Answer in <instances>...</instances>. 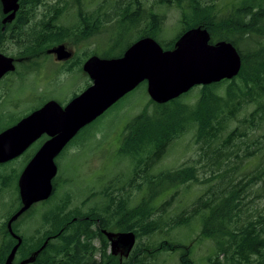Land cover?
<instances>
[{
  "label": "trees",
  "instance_id": "1",
  "mask_svg": "<svg viewBox=\"0 0 264 264\" xmlns=\"http://www.w3.org/2000/svg\"><path fill=\"white\" fill-rule=\"evenodd\" d=\"M95 3L97 6L92 9L91 0H57L52 4L45 0H20L15 19L3 24L5 14L0 1V51L7 53L5 46L10 42L18 49L11 54L17 63L21 58L37 59L35 56L41 54L49 59L46 50L52 46L66 42L79 44L103 35L104 47L92 54L113 57L121 56L133 42L146 36L155 38L164 49H172L183 32L202 26L209 30L212 43L227 40L234 44L242 57V67L232 79L195 86L167 103L158 104L150 99L153 109H143L126 123L118 146L120 155L133 162V173L142 176L144 183H138L135 188L140 192L147 187L144 196L131 205L130 195L123 194L122 188L106 177L104 181L101 179L99 190L91 189L84 207L71 206V197L65 193L54 208L44 211L41 224L35 226H39L37 231L33 233L34 228L26 234L31 241L54 235L28 264H154L164 254L174 253H180L179 264H194L192 248L177 235L182 229L194 228L195 223L200 226L201 237L212 243L213 253L205 264H264V210L251 209V200L245 201L251 195V184L258 180L263 184L254 191L255 197L264 196V0H95ZM40 5L45 6L43 17L38 16ZM165 7L179 13V33L172 39L163 36ZM67 15L68 19L73 16L71 21L64 20ZM89 54L85 52L83 56ZM83 56L78 52L79 70ZM38 69L37 63H33L11 73L17 79L6 83L4 94H0V131L45 101L42 95L41 102L24 114L16 109L28 101L18 91L19 82ZM143 84L147 82L140 85ZM192 91L197 93L191 96ZM112 107L79 133L97 124ZM187 132H193L202 153L208 152L216 167L211 170L213 174L208 178L199 175V170H207L201 159L176 168L156 169L154 173L152 168L169 146ZM76 138L66 148L71 144L78 146ZM243 146L245 158L258 160L246 180L236 177L241 163L231 165L226 161L232 155L238 157L239 151L235 149ZM252 146L255 147L251 149ZM23 164L18 159L0 163V197L6 192L12 196L10 201L5 197L10 207L13 193H17L7 215L22 206L18 185L13 188L12 182L16 165ZM19 176L20 173L16 182ZM59 178L54 180L52 195L42 203L56 195L61 182L66 183L67 180ZM215 179L219 181L212 183ZM189 183H207L208 188L183 208L177 205L181 211L171 215L178 192L175 189L168 195L171 188ZM157 197L160 201L155 205ZM96 218L100 227L107 230L135 232L136 244L128 256L119 258L112 253L106 234L92 226ZM159 234L164 237L142 241L144 236L153 238ZM25 248L33 255L41 247ZM10 250L11 247H0V263ZM17 254L23 258L27 252L24 247H18Z\"/></svg>",
  "mask_w": 264,
  "mask_h": 264
},
{
  "label": "water",
  "instance_id": "2",
  "mask_svg": "<svg viewBox=\"0 0 264 264\" xmlns=\"http://www.w3.org/2000/svg\"><path fill=\"white\" fill-rule=\"evenodd\" d=\"M5 17L3 24L15 19L20 0H0ZM49 52L59 60L71 57L66 45L60 44ZM242 57L227 40L211 42L207 28L194 27L183 32L175 47H164L153 37L133 42L121 56L102 57L94 54L83 65L91 84L65 106L52 99L33 110L17 123L0 131V163L10 161L34 143L42 134L50 136L21 172L18 180L22 206L8 222L12 223L36 202L48 199L53 193V179L58 173L55 158L88 124L103 115L110 107L142 82H147L150 98L158 104L167 103L195 86L209 85L239 74ZM16 70L15 57L0 51V80ZM113 254L122 251L128 256L136 244L133 231H108ZM21 243L13 247L5 264L12 260ZM38 249L21 264L32 262Z\"/></svg>",
  "mask_w": 264,
  "mask_h": 264
},
{
  "label": "rangeland",
  "instance_id": "3",
  "mask_svg": "<svg viewBox=\"0 0 264 264\" xmlns=\"http://www.w3.org/2000/svg\"><path fill=\"white\" fill-rule=\"evenodd\" d=\"M45 1L52 4L56 3L57 0ZM91 2L92 9H95L97 6L95 0H91ZM39 10L41 12L38 13V16L43 17V14L46 12L45 6L40 5L38 7V11ZM162 13L165 15V34H163L164 38H175L179 33L178 11L171 7H165L162 9ZM72 18L73 16L70 15L68 19L67 15L64 20L71 21ZM35 20L40 21V19ZM105 40L106 37L100 35L93 37L91 40H84L79 44L72 42L68 43L71 44V47H69L70 50H73L74 47L77 54L79 52L83 56L85 52H89L90 54L88 56H90L93 51L97 49L101 50L104 47ZM125 42V39L122 40V46L125 45ZM5 47L7 49L6 54L8 55L16 53L18 50L17 47L10 42H8ZM35 57L37 59L33 60H30L31 58H21L17 63V68H20V70H24L26 66H30L33 63H37V66L39 67L35 73L28 76L27 80H22L18 84V91L21 90L23 92L22 94H25L28 98L27 102H24L21 106H19V108H16L19 109V114L29 112L34 107V105L41 102L40 97L44 94L45 89L55 88L57 81H64L68 77L67 74H59V67L52 58L46 59L44 54ZM81 78V73H76L74 78L69 77L68 80H66L60 87H57V91L50 96H54L58 99L66 97L67 93L74 88L76 83L75 80ZM12 79H17V75L9 74V76L0 83V94H4L6 83ZM82 83L83 79L79 81L78 87L76 89L82 87ZM196 91H192L191 96H194L197 93ZM150 99L151 98L147 92L146 85H140L122 97L116 103V105H114L102 118H100L97 124L76 135L77 141H75V144L78 143V146L71 144L64 152H62V155L57 160L59 164V170L55 178L59 176L60 180H67L66 183L61 182L60 188L56 192V195H54L47 203L36 202L31 209H28L29 211H25L21 217V221H24L26 224L25 226H22V231L24 234L32 233L35 226L41 224L44 211L54 208V206L64 197L65 193H69L68 195L71 197V206H83L84 201L90 194L91 189L94 191L99 190L101 187L99 185H102L101 179L104 181L103 178L105 177L108 181L112 182V184H116V186L121 187L123 194L130 195L131 205H136L140 201V196L142 194L144 196L147 187H144V189H142L140 192L136 190L135 187L138 183H144L143 178L142 176H136L133 173V162L129 158L120 155L118 146L121 138L125 134L126 123L135 115L140 113L143 109H153L154 105ZM79 140H84V142L81 143ZM253 147L255 146H252L251 149H253ZM235 150L239 151L240 155L238 157L232 155L230 160L226 161L231 165H233L235 162L241 163L242 168L239 173H236V177L238 179L243 178L246 180L248 177V172L251 170L253 171L256 168L258 160L256 158H245L246 156L244 146L241 149L236 148ZM199 159L205 163V169H207L206 172L199 170V175L202 178L210 177L213 174L211 171L212 168L216 167L209 158L208 152L202 153L200 150L199 144H197L194 140L193 132H187L169 146L168 150L155 165V168H152V170L154 169L153 172L155 171L154 173H156V169L160 171L176 168L184 163H195L200 161ZM16 166L18 169L13 177V188H16L17 186L16 176L19 173L21 174L25 165L23 164L22 166ZM5 168H7V166ZM218 173H220V170H218ZM218 181L219 179H215L212 181V183H216ZM106 184H108V182H106ZM262 184V180H258L257 182L251 184V195L245 200H251V209L258 208L259 210H264V196L255 197L257 194L255 193L256 190ZM207 188V183H189V185L185 184L174 189L171 188V191L168 195L171 194L172 190L177 189L178 191L173 200V207L170 211L171 215L181 211L180 208L190 204L199 194L205 192ZM163 195L164 194L161 196ZM5 197L7 201H10L12 198V196L10 197L6 192L0 199V205L5 207L0 212V217L6 215V212L4 211L6 209L8 211L14 205L13 202L17 198V193H13L14 201L12 200V206L10 207L8 202L5 200ZM159 201V197H157L154 201V204L157 205ZM17 203L18 202L16 201L15 206ZM177 205L180 208H178ZM194 226L195 227L192 229L180 230L181 233L177 236L183 238L192 248V259L194 264H205L206 258L213 253L210 247L212 243L210 240L201 237L199 233L200 226L197 223H195ZM38 227L35 228L33 233L37 231ZM163 237L164 235L161 234L155 235L153 238L144 236L142 241H157ZM179 254L180 253L164 254L163 256L159 257V259H157L154 264H179Z\"/></svg>",
  "mask_w": 264,
  "mask_h": 264
},
{
  "label": "flooded vegetation",
  "instance_id": "4",
  "mask_svg": "<svg viewBox=\"0 0 264 264\" xmlns=\"http://www.w3.org/2000/svg\"><path fill=\"white\" fill-rule=\"evenodd\" d=\"M60 44H64V45H66V48L70 51V52H72V55H71V57H69V58H66V59H62V60H59L58 58H57V55L55 54V53H52V52H49V50L51 49V48H53V47H56V46H58V45H60ZM60 44H57V45H55V46H52V47H50V48H48L47 50H46V52H47V54H48V56H50V57H48L49 59L50 58H52L53 59V61L58 65V70H59V74H67L68 75V77H67V79L66 80H68V78L70 77V78H74V76L76 75V73L77 74H80L81 73V75H82V78L81 79H83V83H82V87H79L78 89H76L77 87H78V84H79V81L81 80V79H76L75 80V86H74V88L71 90V91H69L68 93H67V95H66V97H63L62 99H58V98H56V97H54V96H50V95H52V94H54L56 91H57V87H60L61 85H63V83L66 81V80H64V81H57L56 82V87L55 88H51V89H45V91H44V94H43V96H45L46 98H45V101L40 105V107L41 106H43L47 101H49V100H52V99H54V100H56V101H58L61 105H63V106H65L72 98H74L76 95H78L81 91H83L86 87H88L91 83V80H90V78H89V75L83 70V65H84V63H85V61L90 57V56H92V55H94V54H91L90 56H83V62H82V64H81V66H82V68H81V70H79L78 69V67H77V53H76V50H75V48L73 47V50H70L69 49V47H71L70 45L71 44H69L68 42H66V43H60ZM16 68H17V62H16ZM14 72V71H13ZM58 72V71H57ZM12 72H10V73H7L1 80H0V82L3 80V79H5L6 77H8L9 76V74H11ZM55 75H56V71H55ZM53 85V84H52ZM146 87H147V85H146ZM76 93V95H75V93ZM49 96V97H48ZM40 107H38V108H40ZM35 109H37V108H35ZM35 109H33V110H35ZM32 110V111H33ZM31 111V112H32ZM31 112H29V113H31ZM28 113V114H29ZM27 114V115H28ZM26 116V115H25ZM24 117V116H23ZM22 117V118H23ZM50 138V136H48L47 134H42L41 135V137L40 138H38V140H36L34 143H32L30 146H29V148L24 152V153H22L21 155H19L18 157H16V158H14V159H18V163L20 162V160H22L24 163H25V166L30 162V160L33 158V156L35 155V153L39 150V148L42 146V144L47 140V139H49ZM69 144V143H68ZM67 144V145H68ZM37 145H38V147H37ZM64 150H66V147L60 152V154H58L57 156H56V158H55V162H56V164H57V166H58V170H59V164H58V158L62 155V152L64 151ZM14 159H12V160H14ZM12 160H10V161H12ZM7 162H9V161H7ZM7 162H4V163H7ZM25 166L23 167V169L25 168ZM23 171V170H22ZM57 176V175H56ZM18 180H19V178H18ZM54 180H55V178L53 179V186H54ZM17 185H18V181H17ZM19 188V187H18ZM19 196H20V193H19ZM2 197H0V199H1ZM20 200H21V197H20ZM21 202H22V200H21ZM40 202H42V201H40ZM35 204H33L32 206H34ZM31 206V207H32ZM3 208H5V207H3V206H0V212L3 210ZM30 209V208H29ZM19 210V209H18ZM4 212H6V215H4V216H2V217H0L1 219H0V247H11V250H10V252L8 253V255L6 256V258L4 259V261L3 262H1L0 264H5L6 263V261H7V259H8V256L10 255V253H11V251H12V249H13V247L19 242V238L21 239V243H20V245H19V247H24V251L25 252H27V255L26 256H24L23 258H20V256L17 254V252H16V254H15V256H14V258H13V260H12V262H13V264H21L23 261H25L26 259H29L30 257H31V254L29 253L28 254V248L26 249L25 247H45L46 246V243H47V240H48V238H50V237H53L54 235H51V236H45V237H43L42 239H40L39 241H37L36 239H33L32 241H31V239L30 238H27L28 236H26V234H24V232L22 231V226H25L26 224H25V222L24 221H21V217L23 216V214L25 213H22L15 221H13V223H12V229H13V232L10 230V228H9V226H8V222H9V220H10V218L12 217V215L14 214H12V215H7V209L4 211ZM1 214V213H0ZM86 218H88V217H86ZM77 219V217H74V220H76ZM96 221H94L93 223H92V226H93V228L94 229H96V230H98V229H100V231H102V233H104V230H107V229H105V228H103V227H100V225H99V219L98 218H96L95 219ZM108 231H110V230H108ZM109 240V239H108ZM42 242V243H41ZM96 242H97V240H96ZM110 242V241H109ZM98 244V243H97ZM111 249V248H110ZM18 251V250H17ZM112 251V250H111ZM35 252V251H34ZM33 252V253H34ZM122 251H119L117 254H114V255H117L119 258H122V257H124V255H122V253H121ZM113 253V252H112ZM126 257V256H125ZM30 263V262H29ZM26 264H28V263H26Z\"/></svg>",
  "mask_w": 264,
  "mask_h": 264
}]
</instances>
